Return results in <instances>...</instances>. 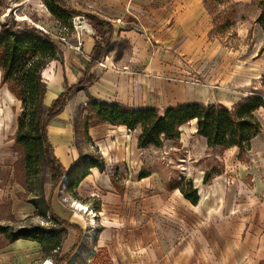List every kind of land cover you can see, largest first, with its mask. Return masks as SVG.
Listing matches in <instances>:
<instances>
[{
    "label": "crops",
    "instance_id": "1",
    "mask_svg": "<svg viewBox=\"0 0 264 264\" xmlns=\"http://www.w3.org/2000/svg\"><path fill=\"white\" fill-rule=\"evenodd\" d=\"M64 1L69 9L82 15L79 17H84L87 22V17H94L106 24V31L111 29L107 34L111 45L100 61L108 68L102 69L98 66L99 63L86 68L95 46L93 35L86 37L83 54L80 55L64 50L59 43L60 58L50 64L59 62L62 74L50 84L43 79L47 86L45 103L48 96H51L49 107L68 88L87 76L92 77V82L84 90L75 93L86 91L93 100L117 103L131 109H156L149 101H143L138 83L145 79L147 82L151 80L143 76L145 73H159L171 68L175 54L185 52L191 46L200 50L204 56L209 51V56L213 59L215 80L218 79V71H221L218 79L220 86L247 91L250 82L253 83L264 75V47L250 61H240L244 66H239L235 55L237 52H231L220 40L212 38L214 25L210 6L211 3L220 5L215 0ZM252 2L253 0H229L231 4ZM42 5L45 6L43 0ZM36 28L49 34L42 27ZM251 29L250 21L244 20L238 25L231 24L227 27L225 36L227 40L233 41L232 37L236 32L239 38L246 39ZM117 68L119 70H115ZM237 68H246L249 72L240 80L233 72H225ZM66 70L68 73H64ZM186 103L169 105L163 112L169 107ZM257 115L262 131L253 139L250 149L246 150V163L238 160V148L226 149L237 152L226 173L212 176L207 184L204 183L205 174L191 179L199 195L196 205L181 193L180 181H170L172 185L168 189L164 185L157 188L155 184H151V176H142V153L153 147L138 148L139 129L132 132L123 126L103 123L106 127L102 131L95 128V135L103 137L98 149L101 150L107 169L110 170L113 166L117 170L128 167L129 174L114 179L109 172L101 174L93 169L80 183L76 191L77 197L71 200L70 208L75 211L74 203H81L88 207L89 212L102 217L107 224L104 226L102 246L113 248L117 264H262L264 108ZM67 118L68 106L51 121L48 135L50 127L62 126ZM10 121L11 125L1 128L0 144L4 145V135L14 127L13 115ZM194 122L182 126L180 132L182 134L184 127L191 126V134L198 143L194 144L193 151L200 160L209 147L207 140L197 134ZM168 142L172 141L166 143ZM54 154L64 169L71 164L72 152L68 155L64 149H60L55 150ZM15 165L16 161L9 152H0V199L11 197L14 202L12 213L15 210L27 217L34 214L35 208L33 205L14 201V193L18 192L13 185ZM92 198H96L100 205L93 206ZM56 200L55 194V212L60 205ZM43 258L41 246L29 240L10 241L0 249V264H37Z\"/></svg>",
    "mask_w": 264,
    "mask_h": 264
},
{
    "label": "rangeland",
    "instance_id": "2",
    "mask_svg": "<svg viewBox=\"0 0 264 264\" xmlns=\"http://www.w3.org/2000/svg\"><path fill=\"white\" fill-rule=\"evenodd\" d=\"M215 2L220 5L211 3L210 6L214 25L212 38L220 40L231 52L233 50L237 52L235 53L237 64L244 66L240 61H250L264 47V31L256 22V19L264 13V0H253L251 4H231L229 0ZM48 12L42 5V0H0V31L3 25L12 21H15L20 27H42L61 44L64 50L74 51L78 55L83 54V43L89 34L85 31L81 33V29H77L72 19L60 20ZM244 20L250 21L252 26L250 35L246 39H241L235 32L232 37L234 40H227L226 28L231 24L232 26L238 25ZM88 24L86 23V25ZM92 31L93 29L89 32ZM205 54L206 56L191 46L187 51L175 54L174 64L171 68L159 73L153 71L143 74L145 78L151 79L148 80L149 82L145 79L138 83L142 90L143 101L147 100L155 105L159 112H163L169 105L186 102H197L204 105L222 103L232 109L252 95H263L264 75L260 79L254 80L253 83L250 82L247 91L220 86L218 79L221 71H218V79L215 80L213 59L209 56V51ZM100 67L108 68L106 64L105 67ZM65 72L68 73L67 70ZM225 72H233L240 80L249 71L246 68H237ZM59 74H62L61 64L55 62L45 69L43 79L50 84ZM10 93L8 87L2 85L0 71V131L1 128L4 129L5 126L11 125L12 115L14 118V127L11 131L8 130V127V132L4 135V145L0 144V152H9L16 161L13 185L16 186L18 192L14 193V201L18 200L21 203L33 205L35 212L27 217L21 216L15 210L12 213L14 202L11 201V197L0 199V227L7 228V234L0 233V249L10 242L13 232L19 231L23 227H27L29 230L40 227L48 233L50 230L56 231L61 241V247L64 248L53 252L52 258H43L37 264H56V260L62 256L65 257L62 264H117L113 248L102 246L106 222L97 213L79 210L78 205L81 203H74L75 211H72L71 200L77 197L78 188L74 190V193L67 190L68 184L74 181L78 174L86 170L89 171V175L93 169H97L101 174L109 172L114 179L129 174L128 167L126 169L118 168V170L116 166L110 167V170L106 167L101 150L98 149L103 137L95 135V128L102 131L106 125L90 110L88 104L93 98L89 97L86 91L75 93L67 104L66 123L59 127H50L48 135L54 151L64 149L68 155L71 152L73 155L71 164L65 166L66 176L63 177L56 193V199L60 202L59 208L56 207V212L61 218L81 227L82 233L80 234L70 228L61 231L63 228L56 225L51 219V213L46 211L44 202L47 201L52 188L50 171L43 155L35 160L30 170H27L25 149L13 142L16 139L17 120L22 114V108L15 96ZM50 99L51 96H48L46 103L44 102L45 112L49 107ZM257 118L260 121L258 115ZM191 131V126L188 125L182 129L180 139L170 143L165 142L164 147L160 149L152 148L143 152L142 176H151V184H155L157 188L164 185V188L168 189L169 185H172L170 181H180L179 183L185 184L199 174L212 177L226 173L230 162L237 155L236 150L229 152L220 147L209 148L206 155L199 160L193 151L194 144L198 143ZM245 152L247 151L240 152L238 155V160L242 163H246L247 160ZM94 165L98 168L92 167ZM91 200L93 206L100 205L96 198ZM93 219L96 222L95 226L92 225ZM45 236L49 237L48 234ZM77 239H80L78 248L70 254V248Z\"/></svg>",
    "mask_w": 264,
    "mask_h": 264
},
{
    "label": "trees",
    "instance_id": "3",
    "mask_svg": "<svg viewBox=\"0 0 264 264\" xmlns=\"http://www.w3.org/2000/svg\"><path fill=\"white\" fill-rule=\"evenodd\" d=\"M43 3L49 13L60 20L82 16L69 9L64 0H43ZM87 19L95 31V46L91 60L87 63L86 68L88 69L91 65L100 63L109 49L111 39L107 37V34L111 29L108 27L106 31L104 28L106 24L94 17H87ZM256 22L264 31V13L258 17ZM60 55L59 42L42 30L29 26L20 27L15 21L2 26L0 31L2 85L8 87L9 91L21 102L22 108V114L18 119L16 144L25 149L27 170L33 167L36 159H39L41 155L44 156L52 184L51 194L44 202L46 211L51 213L53 222L63 228L61 231L70 228L81 234V227L61 218L53 207V198L63 177L66 176V170L55 157L48 136V126L65 109L75 92L87 88L92 82V77L85 76L75 86L68 88L52 102L45 112L47 86L43 81L42 72L51 62L59 60ZM88 105L91 112L103 123L123 126L128 131L139 129V149L150 147L160 149L165 142L178 140L181 127L195 121L197 134L207 140L209 148L220 147L225 150L238 148L242 153L250 149L251 142L262 131V125L256 114L264 108V93L263 95H252L232 109L221 104L202 105L192 102L169 107L161 113L154 108L131 109L117 103L109 104L93 99ZM87 176H89L88 170L78 174L76 179L68 184L67 190L74 193V190ZM210 179L209 175H205L204 183L207 184ZM179 189L192 204L198 203L199 195L191 180L181 184ZM0 233L7 234V228L0 227ZM46 234L49 237L45 236ZM19 239L38 243L43 249L44 258H52L51 254L59 251L62 246L56 231L50 230L48 233L40 227L30 230L24 227L13 232L10 241L14 242ZM79 243L80 239H77L70 249V254L77 250ZM64 261L65 257L62 256L56 260V264H62Z\"/></svg>",
    "mask_w": 264,
    "mask_h": 264
},
{
    "label": "bare ground",
    "instance_id": "4",
    "mask_svg": "<svg viewBox=\"0 0 264 264\" xmlns=\"http://www.w3.org/2000/svg\"><path fill=\"white\" fill-rule=\"evenodd\" d=\"M88 24V23H87ZM76 26H77V29H81V31L82 30H86V31H91L92 30V28L89 26V24L88 25H86V23L85 24H79V23H76ZM76 206V205H75ZM78 209L79 210H81V211H83V212H87V211H89V209L87 210V207L85 206V205H82V204H79L78 205ZM86 215V214H85ZM92 219V218H91ZM90 222V221H89ZM89 222H88V224H89ZM94 224H96V222H95V220L93 219L92 220V225H94ZM95 226V225H94ZM93 226V227H94ZM95 228V227H94Z\"/></svg>",
    "mask_w": 264,
    "mask_h": 264
},
{
    "label": "built area",
    "instance_id": "5",
    "mask_svg": "<svg viewBox=\"0 0 264 264\" xmlns=\"http://www.w3.org/2000/svg\"><path fill=\"white\" fill-rule=\"evenodd\" d=\"M72 20L74 21V25H75L76 23H79V24H85V23H88L87 20H86L84 17H76V18H73ZM75 28H76V26H75ZM84 31L87 32L89 35H93V36L95 35V32H94V31H92V32L90 33V32H88V31H86V30H82V31H80V32L83 33ZM99 64H100V66L105 67V63L100 62Z\"/></svg>",
    "mask_w": 264,
    "mask_h": 264
}]
</instances>
